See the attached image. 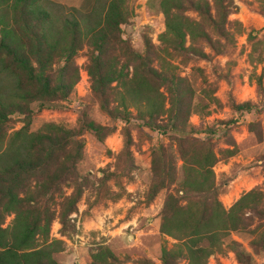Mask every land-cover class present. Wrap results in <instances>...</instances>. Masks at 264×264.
Listing matches in <instances>:
<instances>
[{"label": "trees", "instance_id": "1", "mask_svg": "<svg viewBox=\"0 0 264 264\" xmlns=\"http://www.w3.org/2000/svg\"><path fill=\"white\" fill-rule=\"evenodd\" d=\"M127 1L84 0L79 9L65 12L50 9L54 5L46 0H0V72L13 82L10 92L0 96V157L5 158L0 163V264H59L54 255L62 252L63 242L51 238V225L57 221L63 237L75 227L71 216L82 195L77 163L83 143L78 138L85 132L101 138L109 128L86 115L76 129L54 123L43 124L37 132L29 127L35 113L32 104L42 111L70 98L79 80L75 58L85 47L90 51V90L99 110L112 121L136 120L167 138L166 146L157 145L148 153V200L174 188L163 204L159 233L175 243L161 247L159 264H207L230 233L252 225L246 214L258 220L252 230L258 240L250 245L257 254L263 249L264 222L259 220L264 219V196L253 189L228 210L219 200L223 191L213 171L218 158L212 140L220 131L227 137L236 122L216 121L203 131L192 126L194 91L164 58L174 53L207 59L201 45L222 54L225 44L243 31L241 23L228 20L237 8L231 0H159L164 27L159 47L147 42L144 53L137 54L120 38L130 18ZM261 54L255 76L260 90ZM251 107L247 102L233 108L244 113ZM12 116H22L23 127L6 138ZM227 141L235 146L231 138ZM130 143L125 130L124 147ZM223 153L229 158L233 151ZM9 216L11 221L3 227ZM228 244L238 264H252L240 243ZM90 264L124 263L101 243Z\"/></svg>", "mask_w": 264, "mask_h": 264}, {"label": "rangeland", "instance_id": "2", "mask_svg": "<svg viewBox=\"0 0 264 264\" xmlns=\"http://www.w3.org/2000/svg\"><path fill=\"white\" fill-rule=\"evenodd\" d=\"M158 1H127L130 18L121 27L120 38L137 54L144 53L147 42L159 47L158 37L164 27ZM231 1L237 10L228 20L241 23L243 31L235 34L233 42L225 44L222 54L214 55L201 45L209 56L207 59L174 53L171 57L164 56L169 68L173 67L177 76L187 79L194 91L195 112L189 121L192 126L203 131L216 121L236 122L227 137L220 131L212 140L218 158L213 171L223 191L219 200L227 210L253 189L264 196V80L262 90L255 82L260 72L257 55L262 53L264 59V0ZM46 3L54 5L52 10L68 12L70 8L79 9L84 0H46ZM188 15L195 17L192 13ZM89 53L85 47L75 58L79 80L67 101H59L57 107L42 111H37V103L31 106L35 113L30 132L39 131L45 123L76 129L82 115L109 128L101 138L89 132L78 138L83 143L77 163L82 195L77 212L71 216L75 226L72 233L63 237L60 224L54 221L51 225V238L63 242L62 252L55 254L54 259L59 264H90L96 246L105 243L124 264H159L161 247L170 248L175 243L159 233L162 207L174 188L163 189L153 200H148V153L157 145L166 146L168 141L136 120L128 124L112 121L99 110L87 74ZM12 88L11 78L0 72V96ZM247 102L252 105L249 112L234 110L235 105ZM22 127V116L10 117L5 137ZM125 130L131 136L128 149L124 147ZM228 138L234 141V147L229 146ZM225 150L233 151L231 157H225ZM4 161L0 157V163ZM246 217L252 222L248 230L230 233L226 245L211 255L207 264H238L235 254L227 248L230 241L240 243L251 254L252 264H264V245L259 254L250 245L258 240V233H252L258 220L250 214ZM11 219L12 216L7 217L3 227ZM91 221L92 229H87L85 225Z\"/></svg>", "mask_w": 264, "mask_h": 264}, {"label": "crops", "instance_id": "3", "mask_svg": "<svg viewBox=\"0 0 264 264\" xmlns=\"http://www.w3.org/2000/svg\"><path fill=\"white\" fill-rule=\"evenodd\" d=\"M92 225H93V222L91 221V222L87 223V224L85 225V227H86L87 229H92ZM101 235L103 236L104 234H101Z\"/></svg>", "mask_w": 264, "mask_h": 264}]
</instances>
